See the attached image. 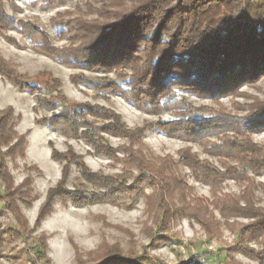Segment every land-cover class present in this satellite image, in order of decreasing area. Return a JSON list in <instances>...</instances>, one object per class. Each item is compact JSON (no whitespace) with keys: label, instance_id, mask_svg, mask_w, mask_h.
Here are the masks:
<instances>
[{"label":"rangeland","instance_id":"374dc122","mask_svg":"<svg viewBox=\"0 0 264 264\" xmlns=\"http://www.w3.org/2000/svg\"><path fill=\"white\" fill-rule=\"evenodd\" d=\"M101 5L97 0H12L4 5L8 21L0 25V111L12 110L9 125L18 142L11 137L7 145L0 143V264H77L76 257L83 264H100L103 244L153 264H260L256 256L262 244L239 236L254 220L224 216L218 199L228 195L240 207L264 211V172L248 171V180L215 185L198 181L180 161L181 153L220 172L225 163L237 165L212 153L218 138L166 135L159 124L176 121L177 110L148 114L126 100L122 74L130 71L104 72L69 61L80 43L75 20L95 19ZM70 52L74 55L68 58ZM179 96L195 118L245 119L257 102H264V77L217 100ZM80 106L94 110V116L83 114ZM74 109L78 119L71 122ZM63 112L68 119L56 124L53 118ZM111 113L124 129L144 130L141 139L103 132L116 125L107 119ZM49 121L55 128L45 127L49 142L68 156L59 162L36 142L48 133L37 127ZM250 139L263 145L264 131ZM132 153L134 160H142L140 169ZM146 165L158 169L165 180L162 188ZM142 174L148 181L137 177ZM90 176L109 179L115 191L106 196L111 201L83 202L105 194L89 183ZM60 178L61 195L48 201ZM160 192L169 210L163 221L162 211L151 203ZM197 201L202 224L187 215Z\"/></svg>","mask_w":264,"mask_h":264},{"label":"trees","instance_id":"16d2710c","mask_svg":"<svg viewBox=\"0 0 264 264\" xmlns=\"http://www.w3.org/2000/svg\"><path fill=\"white\" fill-rule=\"evenodd\" d=\"M97 1L102 5L95 12V19L74 22L78 26L75 32H78L77 40L80 43L75 48L78 53L74 59L71 52L67 55L71 58L69 61L104 72L115 68L130 71L128 76L122 74L127 81L123 90L126 100L148 114L177 110L176 121L159 124L160 131L166 135L193 138L211 134L218 138L220 144L211 147L212 153L216 157L231 159L237 165L225 163L224 171L220 172L209 163L200 162L195 155L181 153L180 161L192 170L198 181L215 185L227 179L248 180V171L255 174L264 172V144L258 145L250 139L251 135L264 131V102H257L245 119L229 120L220 115L204 119L191 115L185 99L179 96L180 93H188L217 100L246 83L264 77V0ZM6 2L12 5V0H0V25L8 21L4 11ZM113 7L118 8L115 13L110 12ZM22 28L23 25L17 27ZM3 63L0 59V68ZM79 108L83 114L94 116V110ZM66 112L53 118L56 124L67 118L68 115H64ZM73 113L69 117L71 122L78 119L77 110L74 109ZM111 115L107 119H113L116 125H109L103 132L130 140L143 135L144 130L141 129H124L119 117L113 113ZM11 116L10 108L0 111V143L3 145H7L11 137L18 142L9 125ZM52 121L39 125L55 131ZM48 147L53 161L68 158L67 154L57 152L51 142H48ZM135 154H131V161H135L140 169L142 160H134ZM144 167L150 173L155 172L156 177H152L159 178L158 186L162 188L165 180L158 169L153 165ZM143 176L137 177L143 182L148 181ZM87 180L105 190V194L83 202L111 201L106 196L111 197L115 191L111 190L109 179L90 176ZM61 185L62 178L49 191L48 201L51 196L61 195ZM218 201L224 216L254 220L253 224L241 230L239 236L244 241L262 244L263 251L256 259L264 264V211L240 207L228 195ZM1 202L4 203L3 200ZM151 203L160 208L159 219L163 221L169 210L165 207L161 192L155 201L151 198ZM7 205L11 207V202H7ZM200 210L197 201L191 209L189 207L192 213L187 215L202 224ZM102 254L100 264H153L144 262L141 257L124 256L116 247L108 244L102 245ZM76 263L83 264L84 261L76 257Z\"/></svg>","mask_w":264,"mask_h":264},{"label":"crops","instance_id":"0c3cea01","mask_svg":"<svg viewBox=\"0 0 264 264\" xmlns=\"http://www.w3.org/2000/svg\"><path fill=\"white\" fill-rule=\"evenodd\" d=\"M37 129L40 132H42L41 130H45L46 132H48L47 134H42V136L39 139H37L36 142L40 143V144H43V146L47 149V150L45 149L46 153L49 154V156H50V148L48 147V142L51 139L50 138V133H49L48 129L45 128V127H37ZM30 142H31V139H29V144H31Z\"/></svg>","mask_w":264,"mask_h":264}]
</instances>
